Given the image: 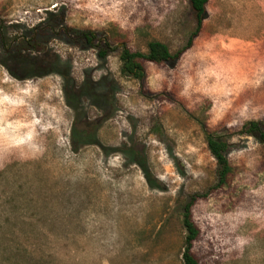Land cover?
I'll use <instances>...</instances> for the list:
<instances>
[{
  "label": "rangeland",
  "instance_id": "obj_1",
  "mask_svg": "<svg viewBox=\"0 0 264 264\" xmlns=\"http://www.w3.org/2000/svg\"><path fill=\"white\" fill-rule=\"evenodd\" d=\"M206 8L186 48L191 0H0V33L36 31L46 70L0 43V264H184L194 195L200 264H264V143L243 131L264 124V0ZM53 13L97 37L42 29ZM154 40L180 56L124 72L123 51ZM94 82L107 108L74 107L73 88ZM209 134L230 144L222 185Z\"/></svg>",
  "mask_w": 264,
  "mask_h": 264
},
{
  "label": "trees",
  "instance_id": "obj_2",
  "mask_svg": "<svg viewBox=\"0 0 264 264\" xmlns=\"http://www.w3.org/2000/svg\"><path fill=\"white\" fill-rule=\"evenodd\" d=\"M208 2L209 0H191V5L193 10L195 11L197 18V26L189 37L186 48H189L192 45L194 37L198 35L201 29L202 22L207 15L206 5ZM64 21L65 16L63 15V13H53L51 14V17L48 18V20L43 22L42 29H49L50 31L56 33V30L59 28V30H62V32L66 33L73 39V43H79V41L82 40L86 43H91L93 39L97 37V32L94 30L70 28L64 25ZM0 28H2V25H0ZM18 38L19 37L9 39L5 35H2L0 33V43L4 51L8 55L7 57L11 58L15 53H17L19 55L17 59L21 62L23 60V63L25 65V67H23L24 70H28L30 74L34 75L44 74V72L46 71L44 70V66L39 64L40 59L33 54L35 51L40 50V47L44 41L38 39L37 33L34 30H31L30 35L22 36L21 42L19 41V43L17 44L16 42H18ZM26 51L28 52V54L26 53ZM107 53L108 50L104 48H101L99 51V55L101 57H105ZM180 53L181 52L172 53L165 43L157 40L149 42V50L146 53L125 49L122 53V58L125 61L123 71H128L129 73H133L134 75H138L141 77L144 74V67L140 62L141 60H149L157 63L174 61L180 56ZM17 69H19V67H17ZM99 88H101L100 82L90 83L89 85L85 83L83 88H78V90L77 88H73L71 94L72 97H70V103L74 105V107H76L78 100H80L82 97L89 96L92 100H94L98 107L106 109L108 105L107 103H105V100L101 101V96L98 91ZM110 104H112V102H110ZM243 131L247 134L256 136L261 142L264 143V124L262 122L250 121L244 125ZM74 138H79L77 132L74 133ZM208 145L219 164L218 185H222L226 183L227 177L232 170V166L228 159L230 144L228 140L222 136L209 134ZM140 164L143 166L142 163ZM147 177L150 184L156 185L155 182L151 181L149 176ZM195 197V195L192 196L191 200L187 202L183 207V224L187 231L186 245L183 253L184 264H200L197 257L191 251L193 242L198 237L200 232L191 215V206L193 201L195 200Z\"/></svg>",
  "mask_w": 264,
  "mask_h": 264
},
{
  "label": "flooded vegetation",
  "instance_id": "obj_3",
  "mask_svg": "<svg viewBox=\"0 0 264 264\" xmlns=\"http://www.w3.org/2000/svg\"><path fill=\"white\" fill-rule=\"evenodd\" d=\"M124 66H125V61H124Z\"/></svg>",
  "mask_w": 264,
  "mask_h": 264
}]
</instances>
